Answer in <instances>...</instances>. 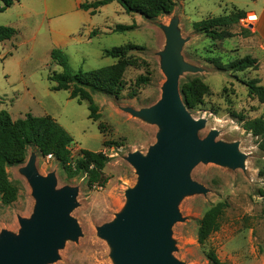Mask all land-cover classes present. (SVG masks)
<instances>
[{
  "label": "rangeland",
  "instance_id": "obj_1",
  "mask_svg": "<svg viewBox=\"0 0 264 264\" xmlns=\"http://www.w3.org/2000/svg\"><path fill=\"white\" fill-rule=\"evenodd\" d=\"M71 1V0H70ZM91 2L93 0H83ZM82 1V2H83ZM53 2L61 5L55 10ZM174 11L149 21L137 13H126L117 2L106 4L101 11L84 17L72 9L68 0H17L0 12V25L16 29L10 39L0 40V107L13 119L26 113L49 115L73 138L70 150L75 156L80 149L100 151L109 157L103 168L108 178L104 187L89 188L86 175H66L54 157L43 156L29 147L25 162L36 154V168L42 175L53 171L56 187L77 186V205L71 215L77 220L81 235L77 241L66 240L58 249V259L47 264H114L110 247L97 235L96 226L111 221L125 204L124 191L136 183L134 168L125 160L131 151L145 154L156 138L158 127L125 112L123 108L140 109L154 104L161 94L165 76L160 68L159 52L164 48L165 36L161 25L178 20L184 60L201 68L197 73L186 72L180 80L194 75L203 78L209 93L200 104L187 108L193 118L204 117L206 124L199 131L204 137L209 130H218L216 139L237 141L239 150L246 154L244 169H231L214 163H199L191 171V178L208 191L185 195L178 203L183 221L172 225L175 241L173 255L186 264H209L208 248H213L225 264H264V182L258 175L264 166V152L256 145V137L241 128L231 111L246 117L259 113V102L247 93L242 80L252 78L253 70L223 72L217 70L209 58L217 57L223 63L244 55H251L252 41H245L239 25L234 36L212 40L196 33L192 23L209 16L228 14L233 7L244 8L248 0H177ZM50 4V5H49ZM100 10V9H99ZM242 13L240 26L250 22ZM136 27L115 31L117 24ZM247 40H250L248 37ZM64 46H62V45ZM133 44L140 46L127 52L132 65L124 75V87L119 98L94 93L100 118H88V103L70 98L67 90H52L48 75L61 67L50 58L57 47L67 56L73 71L92 70L110 65L116 59L106 56L104 49ZM146 79L136 85L137 77ZM98 123L104 125L103 132ZM104 141L115 142L105 146ZM8 166V178L17 188L16 200L10 204L0 201V232L17 233L18 216L29 217L35 200L26 178L20 173L22 165ZM225 202L220 228L201 245L197 241L198 220L212 204Z\"/></svg>",
  "mask_w": 264,
  "mask_h": 264
},
{
  "label": "water",
  "instance_id": "obj_2",
  "mask_svg": "<svg viewBox=\"0 0 264 264\" xmlns=\"http://www.w3.org/2000/svg\"><path fill=\"white\" fill-rule=\"evenodd\" d=\"M251 27V24L248 25ZM165 36L159 52L160 68L165 76L160 98L152 105L123 110L158 127L155 142L145 154L131 151L125 160L134 168L136 183L124 191L125 204L106 223L96 226L97 235L110 247L114 264H186L173 255L175 241L172 225L185 220L178 210L180 200L208 189L191 178L199 163H214L231 169H244L246 154L237 141L216 139L218 130L204 137V117L193 118L179 90L183 73H197L201 68L186 62L178 20L161 25ZM32 153L20 173L31 188L35 203L29 217L18 216L17 233L0 232V264H47L58 259V249L66 240L77 241L81 228L70 214L77 205V186L56 187L53 171L42 175Z\"/></svg>",
  "mask_w": 264,
  "mask_h": 264
},
{
  "label": "trees",
  "instance_id": "obj_3",
  "mask_svg": "<svg viewBox=\"0 0 264 264\" xmlns=\"http://www.w3.org/2000/svg\"><path fill=\"white\" fill-rule=\"evenodd\" d=\"M17 0H0V12L11 6ZM177 0H93L83 1L79 4L80 9L88 10L91 15L96 14L99 8L111 2H117L126 13H137L149 21H154L160 15H167L174 11ZM243 11L233 8L228 14L209 16L192 23L196 33L206 35L212 40H221L234 36L232 30L239 25L240 33L249 37L253 33L250 28L242 25L239 20ZM136 27L135 23L117 24L115 31H125ZM16 34V29L7 25H0V40L10 39ZM133 44L114 46L103 50L106 56L116 61L110 65L92 70L78 69L73 71L64 51L53 48L50 58L61 67L60 71H52L48 80L52 82V90H67L69 97L88 103V118L97 121L100 112L93 100L94 93H102L119 98L124 87L123 75L128 66L132 65L127 52L137 48ZM141 48V47H140ZM211 63L219 71L243 72L247 69L256 70L258 63L255 57L247 54L223 63L217 57L209 58ZM247 88V93L255 97L259 103H264V85L259 83L258 78H247L242 80ZM146 79L137 77L135 83L140 85ZM179 90L186 108L200 104L203 97L209 93L208 85L200 76H192L186 80H179ZM1 105V101H0ZM230 116L235 118L241 128L256 137L257 148L264 152V117H246L241 112L231 111ZM98 128L103 132L104 125L98 123ZM73 143L71 135L49 115L36 116L26 113L23 117L13 119L7 110L0 107V201L10 204L16 200L17 188L8 178L6 168L8 166L20 165L25 162L29 147L37 149L43 156L51 154L61 165L67 176L72 177L79 173L86 175V184L89 188L104 187L108 178L103 174V168L109 161V157L100 151L80 149L73 156L70 145ZM115 142L104 141L108 146ZM259 177L264 182V166L258 170ZM227 204L217 202L208 207L198 220L197 241L203 245L207 239L220 228L221 217ZM206 258L209 264H225L217 256L213 248H208Z\"/></svg>",
  "mask_w": 264,
  "mask_h": 264
},
{
  "label": "crops",
  "instance_id": "obj_4",
  "mask_svg": "<svg viewBox=\"0 0 264 264\" xmlns=\"http://www.w3.org/2000/svg\"><path fill=\"white\" fill-rule=\"evenodd\" d=\"M82 1L83 0H68V3L71 4L72 9L75 10L76 13H81L84 17H86V15L90 16L88 10L80 9L79 4ZM44 5L45 8L48 7L46 0H44ZM104 6L100 7L99 11H101ZM50 7H53L57 11L61 7V5L53 2V5H51ZM233 8L245 12L247 15H254V20L249 23L251 24V27H248L249 24H247V27L250 28L253 34L249 36L250 40H247L248 37L244 39L245 41H252V43L254 44V47H252L251 56L256 58L258 68L256 70H253L252 77L258 78L259 83L264 85V0H248V3H245L244 5V8L246 9H241L240 7ZM258 110L259 113L257 116L262 115L264 117V103H259Z\"/></svg>",
  "mask_w": 264,
  "mask_h": 264
},
{
  "label": "built area",
  "instance_id": "obj_5",
  "mask_svg": "<svg viewBox=\"0 0 264 264\" xmlns=\"http://www.w3.org/2000/svg\"><path fill=\"white\" fill-rule=\"evenodd\" d=\"M246 19H247V21L252 22V21L254 20V15H252V14H248V15L246 16ZM47 156H48V157H53L51 154H48Z\"/></svg>",
  "mask_w": 264,
  "mask_h": 264
}]
</instances>
